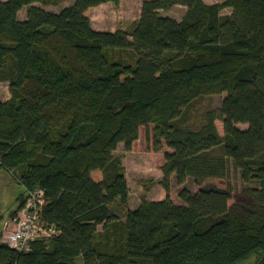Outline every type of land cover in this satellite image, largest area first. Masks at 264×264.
<instances>
[{"label": "trees", "instance_id": "16d2710c", "mask_svg": "<svg viewBox=\"0 0 264 264\" xmlns=\"http://www.w3.org/2000/svg\"><path fill=\"white\" fill-rule=\"evenodd\" d=\"M62 1L0 0V172L44 190L56 230L30 250L0 239V264H264V0H143L116 31L90 13L120 0L38 5ZM176 5L181 19L162 14ZM209 94L221 106L194 123ZM121 143L155 160L164 199L129 207ZM174 178L199 189L176 202Z\"/></svg>", "mask_w": 264, "mask_h": 264}, {"label": "rangeland", "instance_id": "374dc122", "mask_svg": "<svg viewBox=\"0 0 264 264\" xmlns=\"http://www.w3.org/2000/svg\"><path fill=\"white\" fill-rule=\"evenodd\" d=\"M74 2L75 0H65L58 5H43L39 3L38 5L45 8L46 10H53L58 12L62 8L72 5ZM132 3L127 5H122L120 3L117 5L113 4L116 9L114 10V14L110 16L102 15L100 12H98L94 20L95 26L97 28H115V25L117 24V28L123 27V25H126L128 29L131 28L132 22L137 18V16H139L140 13L138 10V4H136L135 1H133ZM93 8L94 7H92L91 10H94ZM182 8L183 7H178V9L174 11L176 17L182 16ZM230 12V8L224 9V13ZM91 14L92 13H90V15ZM11 95L12 94L10 91L9 83L0 82V99L8 100L10 99ZM222 98L223 97L221 94H209L199 99V102L196 104V108L193 109L195 120L194 123H201L202 117L208 109L219 108L222 104ZM239 126L241 128L248 127V125L246 124H240ZM114 154L123 156L122 159L124 165H127L128 167V180L131 184L133 199L136 200L137 198H140L143 201L147 196V193L152 190L155 197L162 196L160 194V190L162 191L161 186L163 187V185L161 184L163 175L162 179L159 180L158 178L160 175L158 174H160V169H158V165L155 160L151 159L145 151L139 150L137 153H129V151L125 149L124 145L121 144L114 152ZM229 179L232 183L235 196L239 199H245V197L242 195L244 181L241 177L240 171L235 169L233 166ZM204 183L209 184L217 182L215 180L208 179ZM221 183L219 182L217 184L220 185ZM221 186H225V184ZM184 187L190 188L193 192L199 189V185L194 180V178H189L185 185L178 184L176 182V179L174 178L171 195L176 202H181L179 194ZM143 191H145L146 193ZM23 193H26V189L20 183V180L17 177V173L15 171L13 172L2 170L0 172V234L4 230L2 233L4 235V232L6 230L5 224L9 223L11 221V218L14 217L13 211L17 209L20 196ZM114 210L120 215L125 209L123 208L122 210L118 207H115ZM99 229H103L102 225L99 226ZM79 260L82 261V259Z\"/></svg>", "mask_w": 264, "mask_h": 264}, {"label": "built area", "instance_id": "2783aa9c", "mask_svg": "<svg viewBox=\"0 0 264 264\" xmlns=\"http://www.w3.org/2000/svg\"><path fill=\"white\" fill-rule=\"evenodd\" d=\"M26 202L7 224L2 240L13 248L30 250L31 242L52 236L56 230L42 218L45 192L42 188L26 190Z\"/></svg>", "mask_w": 264, "mask_h": 264}, {"label": "crops", "instance_id": "0c3cea01", "mask_svg": "<svg viewBox=\"0 0 264 264\" xmlns=\"http://www.w3.org/2000/svg\"><path fill=\"white\" fill-rule=\"evenodd\" d=\"M133 1H135L136 2V4H138V10H139V16H137V18L132 22V24L135 22V21H137L139 18H140V16H141V13H142V5H143V0H120V4H124V5H127V4H130V3H132ZM206 2H208V3H215V2H218V0H205ZM113 4L115 5L116 3H114V2H112V1H110V2H106V3H103V4H101V5H99V6H95L93 9L94 10H91V20H92V25H93V27L95 28V29H97V30H101V31H116V30H118V29H126L127 28V26L126 25H123V27H120V28H117L118 27V25L116 24L115 25V28L114 27H112V28H103V27H100V28H97L96 26H95V24H94V20H95V16H96V14L98 13V12H100L102 15H106V16H110V15H112V14H114V10L116 9L114 6H113ZM133 4V3H132ZM117 5V4H116ZM178 7H183L182 8V16L181 17H176L175 16V14H174V11L175 10H177L178 9ZM186 10H187V8H186V6H183V5H176V6H174L173 8H171L170 10H161V12H162V14H164V15H168V16H172V17H175V18H177V19H181L183 16H184V14L186 13ZM27 17V7H24L20 12H19V18L20 19H25ZM121 144H123V143H121ZM120 144V145H121ZM119 145V146H120ZM124 145V144H123ZM138 151H129V153H137ZM126 167H127V165H126ZM159 169V168H158ZM127 170H128V167H127ZM159 172H160V174H158V175H160L159 176V180H161L162 179V175H163V173H162V171H161V169L159 170ZM127 176L129 177V173L127 172ZM129 181V180H128ZM129 186H130V198H129V207L131 208V209H136V208H138L140 205H141V202H142V199H140V198H137L136 200L135 199H133V196H132V192H131V184L129 183ZM161 188H162V191L160 190V194L162 195L161 197H155L154 196V193H153V190L152 191H150V192H148L147 193V196L145 197V199H149V200H161V199H164L165 197H166V190L164 189V187H162L161 186ZM139 191V190H138ZM140 192V191H139ZM143 192H145V191H143ZM146 193V192H145ZM8 224V223H7ZM7 224H5V227L7 228ZM5 228V229H6ZM4 231V230H3ZM3 231H2V233H3ZM6 231V230H5ZM0 234L1 235V240H2V238H3V234Z\"/></svg>", "mask_w": 264, "mask_h": 264}]
</instances>
